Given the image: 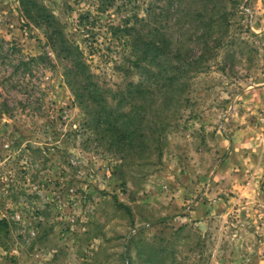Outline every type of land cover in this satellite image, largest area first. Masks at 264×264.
Returning <instances> with one entry per match:
<instances>
[{"label":"rangeland","instance_id":"rangeland-1","mask_svg":"<svg viewBox=\"0 0 264 264\" xmlns=\"http://www.w3.org/2000/svg\"><path fill=\"white\" fill-rule=\"evenodd\" d=\"M41 1L113 107L133 109L140 138L122 150L94 128L56 61L17 74L21 59L54 56L18 0H0V104L15 107L13 118L0 113V264H264V0L180 1L179 24L155 32L179 43L161 66L187 84L165 102L152 90L132 104L140 76H126L128 55L106 25L172 2ZM103 1L114 7L98 14ZM88 10L101 22L87 35L78 25ZM224 11H237L229 31L213 22Z\"/></svg>","mask_w":264,"mask_h":264},{"label":"trees","instance_id":"trees-1","mask_svg":"<svg viewBox=\"0 0 264 264\" xmlns=\"http://www.w3.org/2000/svg\"><path fill=\"white\" fill-rule=\"evenodd\" d=\"M169 1L172 3H169L167 7L157 8L153 5H148L144 15L139 13L128 14L123 17L122 24L106 25L105 35H109L110 41L117 42L124 50V53L128 55L127 63L129 67H124L123 69L126 76L130 75V73L127 75L129 68L130 70L136 69L140 76L137 82H129L126 94H128L127 100L131 104L138 98L142 102L146 101V93L149 94L152 90L162 92L158 99L165 102L169 100V94H179V90H184L183 87L187 84L178 72L179 69L174 68L170 72L168 66H161L164 59H167L174 52L178 55L182 50L179 43H176V45L178 44L177 46L174 44L172 38L170 39L166 34L160 35L155 32L158 31V26L164 24L166 20H175L179 24L181 14L185 12L179 11L180 1L182 0ZM18 2L21 20L31 30H39L41 32L45 39V45L49 47L54 58L51 57L50 53H43L21 59L16 73L18 74L20 70H23L26 74L27 71H31L35 67L46 71L50 67H55L54 61H56L55 63L63 67L65 83L77 104L94 116V121L96 122L94 128L101 127L100 131L108 133L115 144L117 142L122 144V150L125 149L126 145L121 143V141L132 144L136 136L140 138L138 134L139 128L137 127L138 129L135 131L131 129L134 123L133 109L127 113L113 107L111 102L116 97H107L102 93L103 90L98 80L99 78L92 69L86 51L81 48L78 42L67 35L65 26L51 12L49 7L44 5L41 0H18ZM200 3L206 6L209 1L201 0ZM113 7L114 4L103 1L101 5H98V11H96L98 14H105ZM156 9H159L160 12L157 13ZM200 12L204 13L207 11ZM236 14L237 11L219 13L217 19L213 21L215 28L219 31H229L232 28L230 16L233 17ZM99 16L94 15L90 10L82 13L79 19V28H83L87 35L93 34L97 23L101 22ZM99 28H102V25ZM223 37L224 35H221L216 38V43H219L217 47L223 46ZM170 64L169 62L168 65L171 66ZM121 67L119 65V69ZM130 107L133 106L131 105ZM14 111L15 107H11L8 102L0 104L1 114H7L13 118ZM139 125L145 126V120ZM155 132H158L157 129Z\"/></svg>","mask_w":264,"mask_h":264},{"label":"crops","instance_id":"crops-1","mask_svg":"<svg viewBox=\"0 0 264 264\" xmlns=\"http://www.w3.org/2000/svg\"><path fill=\"white\" fill-rule=\"evenodd\" d=\"M235 136H239L238 134L235 135ZM235 136H234V139H235ZM248 141V140H247ZM250 141V140H249ZM243 142H246V139H243L240 143H243Z\"/></svg>","mask_w":264,"mask_h":264}]
</instances>
